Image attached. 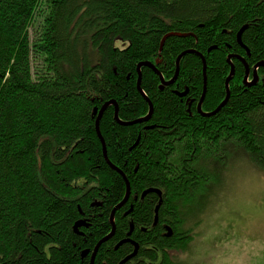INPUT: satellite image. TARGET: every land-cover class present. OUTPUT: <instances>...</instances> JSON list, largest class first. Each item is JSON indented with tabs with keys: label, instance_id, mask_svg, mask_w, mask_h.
I'll use <instances>...</instances> for the list:
<instances>
[{
	"label": "trees",
	"instance_id": "obj_1",
	"mask_svg": "<svg viewBox=\"0 0 264 264\" xmlns=\"http://www.w3.org/2000/svg\"><path fill=\"white\" fill-rule=\"evenodd\" d=\"M170 32L186 35L171 34L160 48ZM183 52L170 85L141 67L154 110L148 120L121 123L114 104L99 120L130 194L92 264L131 254V242L116 245L132 225L140 246L124 264H181L171 251H184L192 237L185 217L213 179L209 168L225 164L236 145L264 170V85L242 83L239 58L231 59L226 104L207 116L197 108L205 74L203 112L225 99L228 57L264 61V0H0V264H90L127 193L104 157L99 110L113 100L123 122L146 116L138 64L150 61L169 81ZM152 188L161 196L145 192Z\"/></svg>",
	"mask_w": 264,
	"mask_h": 264
},
{
	"label": "rangeland",
	"instance_id": "obj_2",
	"mask_svg": "<svg viewBox=\"0 0 264 264\" xmlns=\"http://www.w3.org/2000/svg\"><path fill=\"white\" fill-rule=\"evenodd\" d=\"M235 146L228 150L225 164L218 169L214 166L209 168L214 173L213 179L204 191L194 196L193 203L189 205L193 211L189 218L185 217L183 230H190L188 233L192 237L184 251H171V255L179 259L181 264H192L193 256L199 254L202 237L211 227L207 221L221 201L229 204L232 214L241 221L264 215V188L259 186L253 175L254 171L264 170L252 162L247 153ZM183 214L187 215L185 211ZM197 264H202V261Z\"/></svg>",
	"mask_w": 264,
	"mask_h": 264
},
{
	"label": "clouds",
	"instance_id": "obj_3",
	"mask_svg": "<svg viewBox=\"0 0 264 264\" xmlns=\"http://www.w3.org/2000/svg\"><path fill=\"white\" fill-rule=\"evenodd\" d=\"M253 175L264 188V172L254 171ZM207 222L211 227L192 264H264V215L241 221L232 214L231 206L221 201Z\"/></svg>",
	"mask_w": 264,
	"mask_h": 264
},
{
	"label": "water",
	"instance_id": "obj_4",
	"mask_svg": "<svg viewBox=\"0 0 264 264\" xmlns=\"http://www.w3.org/2000/svg\"><path fill=\"white\" fill-rule=\"evenodd\" d=\"M244 29H245V26L244 27H242V29L238 32V35H237V38L239 39V42L240 43H242L241 42V39H240V37H241V33L244 31ZM171 34H176V35H180V36H182V35H186V33H181V34H178V33H176V32H170V34H167V35H165L164 37H163V39H162V41H161V47L160 48H162V46H163V41H164V39L165 38H167L168 36H170ZM185 52H196V51H192V50H188V51H185ZM198 54H200V56H201V58H202V61L203 62H205V57H204V55L201 53V52H197ZM183 54H184V52L182 53V55H180L179 57H178V59H177V62H176V64H177V70H176V72H178L179 71V68H180V64H179V62H180V59L182 58V56H183ZM228 61L229 62H231V56L230 57H228ZM264 65V61H261L260 63H258L257 65H256V67H259V66H261V65ZM142 65H150V66H152L153 67V69L155 70V72L158 74V76H160V79H161V81H162V83H164V84H172V82L176 79V76L172 79V80H170V81H167L166 79H165V77L162 75V73L157 69V67H155V65H153L150 61L149 62H140L139 64H138V71H139V82H138V87H139V84H140V80H141V67H142ZM246 67H247V70H246V75H245V77H244V82H246L247 81V79H248V77H249V73H248V65H246ZM234 71H235V67H234V64L231 62V70H230V74H229V76H228V78L226 79V82H225V85H226V88H227V92H226V97H225V99L222 101V102H220V104H218V106H217V108L215 109V110H213V111H208L207 113H205V112H203V109L201 108V105H202V102H203V100H204V98H205V94H206V81H207V75L205 74V71H204V74H205V78H204V91H203V93H202V98H201V100H200V102H199V104H198V108H199V111L203 114V115H205V116H207V115H212V114H214V113H216L220 108H221V106H223V105H225L226 104V102L228 101V99H229V93H230V90H229V81L234 77V75H235V73H234ZM253 81H251V83H252ZM247 83V82H246ZM251 83H247V85L248 86H250L251 85ZM139 89H140V91H141V93L144 95V97H145V99H147L148 100V102H149V104H150V113L146 116V117H143V118H140V120L141 119H143V120H148L150 117H151V115H152V113H153V104H152V101L150 100V99H148V97H147V95L145 94V92L143 91V89L142 88H140L139 87ZM110 104H114L115 105V119L116 120H119L121 123H125V124H133V123H136V121L137 120H132V121H129V122H123V121H121L120 119H119V112H118V104H117V102L116 101H113V100H111L110 102H107L100 110H99V115H98V117H97V119H96V124H97V133H98V135L100 136V139H101V142H102V146H103V149H104V157H106V159H107V161H108V163L113 167V168H116V169H118L116 166H115V164H113L112 162H111V160L109 159V157H107V149H106V146H105V140H104V137H103V135L101 134V131H100V124H99V120H100V118L102 117V115H103V111L106 109V107L108 106V105H110ZM95 111H96V109H95ZM140 120H138V121H140ZM126 179V183H127V193H126V196H125V198L123 199V200H121V203L120 204H118L115 208H113V210L111 211V224L113 225V228H112V230H111V232L106 236V237H103L99 242H98V244L95 246V249H94V251H93V253H92V255H91V261H90V264H92L93 263V261H94V257H95V255H96V253H97V251H98V249H99V245L101 244V242L102 241H105V240H107L108 238H110L111 236H112V234H113V232L115 231V227H116V225L114 224V217H115V210L117 209V208H119V207H121L122 206V204L125 202V199L129 196V194H130V184H129V181H128V179L127 178H125ZM148 191H157L158 193H159V195L161 196V190L159 189V188H152V189H147L145 192H148ZM159 206H160V203H158L157 205H156V208H155V211H157L158 210V208H159ZM157 213H158V211L156 212V217H155V222L157 221V219H158V217H157ZM83 223V221H81V220H78V222H76L75 223V228L77 229L78 228V226H80L81 224ZM133 225H132V227H131V230L127 233L128 235H127V237L126 238H124L122 241H120L116 246H118V245H121V244H123V242H131L133 245H135V249H134V251L131 253V254H129V255H127V256H125V258L122 260V261H120L118 264H124L125 262H127V261H129L131 258H133L136 254H137V252H138V249H139V246L140 245H138V243L134 240H132L131 239V231L133 230ZM170 226H168L167 227V233H166V235L168 236V235H172V230H170ZM88 253V251H86V252H84V255H86Z\"/></svg>",
	"mask_w": 264,
	"mask_h": 264
},
{
	"label": "flooded vegetation",
	"instance_id": "obj_5",
	"mask_svg": "<svg viewBox=\"0 0 264 264\" xmlns=\"http://www.w3.org/2000/svg\"><path fill=\"white\" fill-rule=\"evenodd\" d=\"M248 53V55H250V51H247ZM232 58H234V59H238L239 58V60H240V62H243L244 63V66H245V69L247 70V67H246V65H248V73H249V77H248V79H247V83H251V81H253L252 83H251V85H250V87L251 86H258V85H264V72H263V70L262 71H260L259 70V67H256V65L258 64V63H260V62H258V63H256V64H254V65H250L249 64V62L248 61H246V58L244 57V56H240V55H238V57H236V56H234V55H231V59ZM263 65V64H262ZM246 70H245V75H246ZM245 75H244V77H245ZM244 77H243V80H242V83H243V81H244ZM176 81V80H175ZM173 83V82H172ZM246 86H248L247 84H246ZM187 89L186 90H184V92H181L180 93V95L181 96H184V94H186V93H188V87H186ZM188 101L190 102L189 103V105H190V107L192 106V104H193V102H194V99H192V100H189L188 99ZM197 108H198V105H197ZM191 110V109H190ZM198 110H199V108H198ZM161 200V199H160ZM167 227V226H166ZM145 230V229H144ZM137 257V254L133 257V258H131V259H135ZM130 259V260H131Z\"/></svg>",
	"mask_w": 264,
	"mask_h": 264
},
{
	"label": "bare ground",
	"instance_id": "obj_6",
	"mask_svg": "<svg viewBox=\"0 0 264 264\" xmlns=\"http://www.w3.org/2000/svg\"><path fill=\"white\" fill-rule=\"evenodd\" d=\"M241 34H242V33H241ZM203 63H204V71H205V70H206V63H205V62H203ZM142 66H143V65H142ZM147 66H148V65H147ZM149 66H150V65H149ZM151 67H152V66H151ZM155 67H156V66H155ZM152 68H153V67H152ZM176 70H177V69H176ZM230 70H231V69H230ZM177 73H178V72L175 73L174 77L177 75ZM138 77H139V71H138ZM174 77H172V79H173ZM176 78H177V76H176ZM172 79H171V80H172ZM138 80H139V78H138ZM160 80H161V79H160ZM175 80H176V79H175ZM175 80H174V81H175ZM169 81H170V80H169ZM174 81H173V82H174ZM138 82H139V81H138ZM138 82H137V88L139 89L140 84H139V87H138ZM140 82H141V80H140ZM245 83H246V82H245ZM161 84H163V85H170V84H164V83H162V81H161ZM139 90H140V89H139ZM226 90H227V89H226ZM140 92H141V91H140ZM143 96H144V95H143ZM149 110H150V104H149ZM149 113H150V111H149ZM149 113H148V114H149ZM148 114H147V115H148ZM147 115H146V116H147ZM146 116H144V117H146ZM141 118H143V117H141ZM138 120H140V119H137L136 123H140L141 121H146V120H143V119H141L140 121H138ZM111 167H112V166H111ZM112 168H113V167H112ZM114 169H116V168H114ZM116 170H117L119 173L122 174V176L124 177V179L126 178L125 175H124V173H123V171H122L121 169L118 168V169H116ZM127 179H128V178H127ZM128 181H129V180H128ZM125 196H126V195H125ZM128 197H129V196H128ZM128 197H127V198H128ZM124 198H125V197H124ZM124 198H123V199H124ZM127 198H126L125 200H127ZM155 208H156V207H155ZM157 211H158V210H157ZM157 211H156V212H157ZM155 217H156V215H155ZM157 217H158V213H157ZM168 226H169V225H167V227H168ZM167 227H166V228H167ZM167 230H168V229H167ZM170 230H171V228H170ZM94 260H95V259H94ZM93 262H94V261H93Z\"/></svg>",
	"mask_w": 264,
	"mask_h": 264
}]
</instances>
